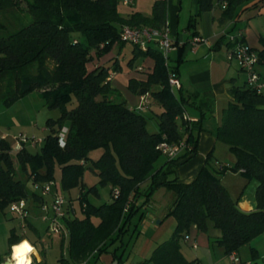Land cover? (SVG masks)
<instances>
[{
  "label": "trees",
  "instance_id": "16d2710c",
  "mask_svg": "<svg viewBox=\"0 0 264 264\" xmlns=\"http://www.w3.org/2000/svg\"><path fill=\"white\" fill-rule=\"evenodd\" d=\"M218 2L221 24L235 22L240 11L264 9V0H197L198 14L211 11ZM13 9H25L32 20L15 30L0 24V102L10 105L37 92L49 110L59 112L57 119L45 121L48 133L39 151L31 153L24 148L15 153V159L27 181L52 182L59 167L62 190L79 189L84 218L64 220L69 260L63 259V264H82L94 253H108L134 213L148 206L152 193L159 188L174 196L166 217H173L176 227L171 238L139 264H197L181 251V243L192 227L206 233L211 225L219 232L218 237L210 238L212 244L222 247L228 256L264 233V94L256 93L245 82L232 86L216 131V140L235 157L232 169L258 182L257 209L247 213L237 207L220 178L207 166L191 183H178L175 162L196 150L190 129L186 128L184 134L191 152L157 167L161 157L158 144L164 138L169 142L182 140L177 119L185 112V100L176 98L168 86L169 70L179 76L176 65L167 68L161 52L151 46L145 52L133 46L128 61L130 67L140 58H150L154 63L145 80H129L128 90L137 97L149 93L161 108L157 133H150L146 117L130 109L120 92L111 88L110 76L117 73L118 60L114 59L112 66L98 65L116 44H126L119 38L124 26L165 28L166 0H154L149 16L132 12L126 18L118 12V0H0V14ZM259 43L260 49L255 50L259 67L264 68V37ZM63 129L64 146L60 147L58 139ZM96 149L103 153L89 163V152ZM12 153V144L0 138L2 210L20 200L43 201L37 193L28 194L24 181L16 179ZM87 168L100 185L110 187L109 204L95 206L88 200L87 196L98 195V190L96 185L86 189L83 184ZM145 182L148 185L140 192ZM140 198L142 202L137 205ZM24 221L31 227L27 219ZM24 240L11 230L10 249ZM111 254L120 262V254ZM4 262L0 256V264ZM32 264L46 263L33 258Z\"/></svg>",
  "mask_w": 264,
  "mask_h": 264
},
{
  "label": "crops",
  "instance_id": "0c3cea01",
  "mask_svg": "<svg viewBox=\"0 0 264 264\" xmlns=\"http://www.w3.org/2000/svg\"><path fill=\"white\" fill-rule=\"evenodd\" d=\"M195 1L196 11L189 16L186 27L187 31H189L191 28H194L197 16L201 14H198L197 0ZM182 4L183 0H166L167 26L170 30V35L173 40V50L171 52L174 53V57H171V54H169V65H176L178 67V77L180 81V89L178 90L180 94L179 99L183 98L185 100V112L188 117L197 121L191 130L192 135L196 139V150L192 156L180 159L175 162L174 176L176 177L178 183L189 184L197 177L200 170L207 166L220 178L221 184L226 189L230 198L236 202L237 207L243 212H253L257 209L256 191L258 188V182L254 179L248 180L242 174V171H234L232 167L235 163V157L230 154L228 149L223 144L216 140V131L221 124L222 112L227 107L230 100L228 94L229 89L234 85L239 86L237 82L239 73L241 72L238 68L237 70H234L232 63L227 60V51L229 47L228 43L226 45V50H221L220 44L222 43V39L220 40V38L222 36L218 38L214 37V40L211 44L201 43V45L198 44L196 46L194 51L190 50L189 40L191 38L187 37V39L184 41L177 32L178 16L182 10ZM217 5L219 6V4ZM213 9L211 11H213ZM221 11L222 10L220 8V16ZM132 12L141 13L139 10ZM132 12L126 14V16L120 15L126 18ZM260 12H264V9H262ZM141 14L144 15L143 13ZM240 18L241 14L237 20ZM192 19L194 20V25L190 27L189 24ZM219 19L220 17L218 18V23L221 27L230 23L227 22L225 24H221ZM191 34L193 37H201L197 31H192ZM151 47L156 51H160L156 44H152ZM140 60L141 63L138 64L137 62ZM98 65L100 64L98 63ZM153 66L154 63L150 58H140L131 67L128 66V63L127 67L125 68L122 67V64H119L123 74L119 76V74L113 73L110 76V86L112 89H115L118 92L120 89H128V82L130 79L145 80L147 73L152 72ZM138 68H141L142 70L139 71ZM121 94H123L122 91ZM134 97L138 101V97L135 95ZM123 100L130 109H134L137 105V102L134 103V101L131 102L129 100L131 102L130 103L126 97L123 98ZM153 102L154 105H152L149 109L143 110L139 113L142 114L143 112H146L149 114V116L155 118L157 123L156 129L152 130L150 133H157V115H159L162 110L154 100ZM156 109L158 111H156ZM177 124L178 132L182 135V140L186 139L183 129V122L180 119H177ZM28 148L30 149L32 147H27V150L29 151ZM166 161L167 159L164 158V161L159 162L157 167H160ZM223 167L225 169L222 171L221 169ZM147 185L148 182L143 183L140 186V192H142L147 187ZM72 190H78L79 193V189ZM57 191L59 193L63 191L60 183L57 185ZM86 191L87 190L83 192ZM35 193L41 196L39 191ZM96 196L99 197V194ZM173 200V194L165 188H159L154 191L150 197L149 205L134 213L130 219V222L125 226L124 233L108 248V253H102L99 255L94 253L90 255L88 259L82 264H89L93 259L98 260L99 264H139L144 259L148 258L158 245L171 238L175 230V219L173 217H166ZM27 201H29V199ZM30 201L37 207V203L31 199ZM110 202L111 198L110 201L106 203L109 204ZM141 202V198L136 201L137 205H139ZM71 205L72 203L70 202V209H72ZM65 212L66 219L68 220L84 218V214L83 218L72 216L69 208H67ZM94 223L97 224L98 220H94ZM30 226L34 233L37 234V229L35 226L32 224ZM19 236H24L25 240H27L35 248V245L37 244L36 239H33L31 236H27L24 232H22ZM61 236L62 241L68 240V233L66 229L65 233ZM218 236L219 232L214 230L211 225L209 226L206 233L199 232L195 227H192L188 235V240L181 243V251L184 257L187 260H196L198 264L199 254L189 257L188 253L184 251L183 246H187L188 249L197 250V253H199V249L209 253L210 249H214L215 246H218L212 244L210 238ZM127 237L130 241L135 239L136 244L141 242L140 249H138L137 252L132 250L128 253V246L124 243V240ZM193 245H195L196 248H194ZM221 249L224 253V249L222 247ZM112 252H115L116 255L120 254V262L113 258L111 254ZM240 253V250L238 253H233L238 258L239 264H255L252 260V256L251 259L247 258V261L241 262ZM224 255L225 259H229L228 255L225 253ZM32 258H35L37 262L42 260L37 251L35 254H32Z\"/></svg>",
  "mask_w": 264,
  "mask_h": 264
},
{
  "label": "rangeland",
  "instance_id": "374dc122",
  "mask_svg": "<svg viewBox=\"0 0 264 264\" xmlns=\"http://www.w3.org/2000/svg\"><path fill=\"white\" fill-rule=\"evenodd\" d=\"M131 1L132 4L130 6H125L122 3L123 0H118V12L121 15L126 16V14L137 10H139L144 15L150 14L154 0ZM217 4L213 11L201 13L199 16H197L194 28H191L189 31H187L186 27L189 16L196 11V1L183 0L182 10L178 16V35L182 37L184 41L187 39V37L191 38L189 41L197 38L205 41V44H211L214 40V37L218 38L222 36V43L220 44V47L221 50L225 51L227 43L229 44L231 38L236 37L238 32L241 30L243 32V36L245 37L244 42L249 47L259 50V38L261 36L264 37V12H260L258 10H249L245 12L240 11L238 12L241 14V18L239 20L230 22L221 27L218 23V18L220 17V3L219 6ZM31 20L32 18L30 14L27 13L25 9H13L0 14V24L5 25L11 30L19 29L20 27L29 24ZM192 31H197L201 37H193L191 34ZM132 51L133 46L130 44H116L109 54L100 58L99 64L112 66V62L116 58L118 59V65L122 64V67L125 68L127 67V63L132 56ZM171 51L169 54H171V57H174V53ZM137 63H141V60ZM231 63L233 69L237 70L236 64L234 62ZM259 72L262 76H264V68L259 67ZM31 73H35V70L32 69ZM117 74H119V76L123 74L119 67L117 68ZM244 81L245 75L243 73H239L237 82L238 85L242 86ZM121 91L123 94H121ZM119 92L121 94V99L126 97V99L128 98V101H134V103L137 102L130 90L125 88L120 89ZM174 94L176 98L180 97L179 91L177 89L174 90ZM156 111L158 110L156 109ZM142 114L147 117V130L149 132L155 130L157 124L155 118L149 116V114L146 112H143ZM58 116V110H49L45 105L44 100L40 98L37 92H32L10 105L0 102V138L12 144L17 137L25 135L29 139L37 142L36 147H32L30 149L28 148L30 152L34 153L39 151L41 142L47 135L48 131L45 127V121L48 118L57 119ZM68 126L69 123H66L65 127ZM102 153V149L90 151L88 155L89 163L96 161ZM230 154L234 156L232 153ZM12 159L14 161V168L16 170V179L24 181L28 194L38 192L36 189H34V185L27 181L25 175L18 169L14 152L12 153ZM163 161L164 158L162 156L159 157L158 163ZM59 180L60 169L59 167H56L55 179L51 182L50 193L43 197V201L46 202L48 206L51 205L53 196L58 192L57 185L60 183ZM82 182L87 189L93 185H96L99 197L94 194L88 195V200L91 204L100 205L110 201V187L100 185L98 183V177H96L88 168L84 171ZM59 194L65 200L63 209L66 210L69 208L72 216L83 218L78 190H71L70 192L61 191ZM70 202L72 203V209H70ZM26 206L28 210L27 221L35 226L37 229V234L34 233V231L26 224L23 219H21L16 214L9 212L8 206L3 210L0 209V256L5 257V259L11 258L12 248L10 249L8 239L10 237L11 230H14L16 235H20L22 232H24L27 236H31L33 239H36L37 244L35 245V249L46 264H63V259H65V262L68 261L69 256L67 240L62 241L61 235L49 233L47 230V222L42 221L41 216H43L44 213L40 208L31 203L30 199L29 201H26ZM48 213L49 215L52 214L50 209ZM135 242V239L130 241L128 237L124 240L125 245L128 246V253L132 250L137 252L138 249H140L141 242L137 244ZM183 247L184 251L188 253L189 257L199 254L198 264H230L229 259H225V255L220 246H215L214 249H210L209 253L201 249H199V253H197V250L188 249L187 246ZM240 252L241 262L247 261V258L251 259L252 256V260L255 264H264V233L258 235L252 239L249 244L243 246L240 249ZM253 252H256V255L255 253L253 254ZM31 259L33 260L32 255ZM89 264H99V261L93 259Z\"/></svg>",
  "mask_w": 264,
  "mask_h": 264
},
{
  "label": "built area",
  "instance_id": "2783aa9c",
  "mask_svg": "<svg viewBox=\"0 0 264 264\" xmlns=\"http://www.w3.org/2000/svg\"><path fill=\"white\" fill-rule=\"evenodd\" d=\"M122 3L125 6H130L132 1L123 0ZM119 38L121 42L135 46L144 52L147 51L152 44H156L159 47L162 58L164 59L165 66L169 68V53L173 48V40L170 36L168 26L163 29L124 26L120 31ZM201 43H205V41L197 38L193 39L189 42L190 50L194 51L196 46ZM228 45L227 60L229 62H234L239 71L245 75L246 86L250 87L258 94H264V77L260 75L258 70V52L244 42L243 32L241 30L238 32L236 37L231 38ZM138 70L141 71L142 69L138 68ZM168 86L173 94L175 89H180L179 77H177V75L171 70L168 71ZM152 105H154L153 99L149 93H146L138 97L137 105L134 109L141 112L149 109ZM180 120L183 122L184 130L186 128L192 130L197 122L196 120L189 118L186 112L183 113ZM65 132L66 129H63L58 139L60 147L64 146ZM61 141H63V145L61 144ZM36 144V141L29 139L25 135H21L14 140L12 144V152L18 153L24 148L36 147ZM156 149L165 159L176 160L181 156L190 153L191 145L187 143L185 139L179 140L178 142H169L164 138V140L158 144ZM33 185L34 189L39 191L42 197L50 193L51 182L33 183ZM64 204L65 200L57 192L53 196V201L50 206H48L44 201L37 205V207L44 213V215L41 216L42 221L47 222V230L50 234L63 235L65 233L64 220L66 218V212L63 209ZM49 209L51 210V215L48 213ZM8 210L23 220L28 217L25 200L11 203L8 206ZM193 247L196 248L195 245H193ZM229 259L230 264H239V260L235 254H231Z\"/></svg>",
  "mask_w": 264,
  "mask_h": 264
},
{
  "label": "clouds",
  "instance_id": "9594fccd",
  "mask_svg": "<svg viewBox=\"0 0 264 264\" xmlns=\"http://www.w3.org/2000/svg\"><path fill=\"white\" fill-rule=\"evenodd\" d=\"M61 144L63 145V141ZM35 252V248L27 240H24L12 246L11 260L14 261V264H32L30 254H35Z\"/></svg>",
  "mask_w": 264,
  "mask_h": 264
},
{
  "label": "water",
  "instance_id": "95a60500",
  "mask_svg": "<svg viewBox=\"0 0 264 264\" xmlns=\"http://www.w3.org/2000/svg\"><path fill=\"white\" fill-rule=\"evenodd\" d=\"M4 264H12V263H11V258H7V259H5Z\"/></svg>",
  "mask_w": 264,
  "mask_h": 264
},
{
  "label": "bare ground",
  "instance_id": "6f19581e",
  "mask_svg": "<svg viewBox=\"0 0 264 264\" xmlns=\"http://www.w3.org/2000/svg\"><path fill=\"white\" fill-rule=\"evenodd\" d=\"M12 261V260H11ZM12 264H14V261H12Z\"/></svg>",
  "mask_w": 264,
  "mask_h": 264
}]
</instances>
